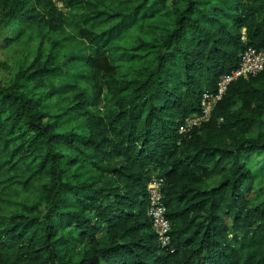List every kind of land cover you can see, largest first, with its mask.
<instances>
[{
  "label": "trees",
  "instance_id": "obj_1",
  "mask_svg": "<svg viewBox=\"0 0 264 264\" xmlns=\"http://www.w3.org/2000/svg\"><path fill=\"white\" fill-rule=\"evenodd\" d=\"M68 24L77 52L0 81V264H264V70L182 131L264 48V0H0L6 44ZM65 92L71 105L51 103ZM155 179L167 245L149 215Z\"/></svg>",
  "mask_w": 264,
  "mask_h": 264
},
{
  "label": "rangeland",
  "instance_id": "obj_2",
  "mask_svg": "<svg viewBox=\"0 0 264 264\" xmlns=\"http://www.w3.org/2000/svg\"><path fill=\"white\" fill-rule=\"evenodd\" d=\"M59 8L62 9V4H57ZM64 9V8H63ZM11 28L3 25V28L0 30V81L2 82H10L14 75L21 68H28L35 58L39 56L40 59L44 60L49 54L53 57L59 59V62L66 61L69 56L73 53L77 52L79 48H81L80 39L77 37L76 32L73 28L68 24L65 27V30L53 32L50 29L39 28L33 32H28V34L24 35L20 38V40L15 41L12 45L5 43V37L10 33ZM58 43H54L57 42ZM132 44V41L129 40L126 43L127 46ZM118 64L120 65L118 68V76L122 79H127L130 75V67L128 63L123 60V57H119ZM89 76V73L87 74ZM63 77H58L50 80H46L45 87L43 90L51 91L58 86H61L64 82ZM87 79L84 78V82L80 84L81 88L90 89L91 84H87ZM108 94H105L103 97L105 98ZM73 95L70 93H60L56 94L52 98V102L54 104H58L61 106H69L72 103ZM67 129H80V125L78 121H72L70 124L66 126ZM251 135L250 137H253ZM260 160H263L262 157H259ZM88 169H95L93 166H89ZM93 171V170H92ZM37 194H31L26 199L19 198L18 204L15 205L14 210H21L26 203H35L38 202Z\"/></svg>",
  "mask_w": 264,
  "mask_h": 264
},
{
  "label": "built area",
  "instance_id": "obj_3",
  "mask_svg": "<svg viewBox=\"0 0 264 264\" xmlns=\"http://www.w3.org/2000/svg\"><path fill=\"white\" fill-rule=\"evenodd\" d=\"M246 37L243 36V39ZM264 70V48L256 49L253 47L247 48L241 55L239 65L230 73L224 74L218 81V91L216 93L205 92L203 95L202 106L203 113L199 116L191 117L187 121V126L182 130L186 131L194 125H199L203 121L209 120L216 103L226 93L229 85L241 78H248L250 76L257 75ZM161 182L162 180H153L150 185L151 195V208L149 215L153 220V226L157 233L158 240L163 245H167L170 242V222L165 215V206L162 202L161 194Z\"/></svg>",
  "mask_w": 264,
  "mask_h": 264
}]
</instances>
